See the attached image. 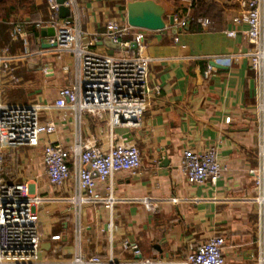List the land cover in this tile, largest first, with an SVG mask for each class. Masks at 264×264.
Wrapping results in <instances>:
<instances>
[{
    "label": "crops",
    "instance_id": "0c3cea01",
    "mask_svg": "<svg viewBox=\"0 0 264 264\" xmlns=\"http://www.w3.org/2000/svg\"><path fill=\"white\" fill-rule=\"evenodd\" d=\"M133 1L143 0H77L79 25L88 33L86 40L92 42L93 33L102 34L110 19L126 23L127 4ZM152 1L162 7L166 21L161 30L146 29L144 37L145 53L155 58L149 66V82L159 86L160 94L151 96L139 127L113 129L115 140L125 137L139 150L141 166L135 174L117 172L109 181L97 184L100 196L108 195L107 187L112 189L116 199L112 209L95 203L82 205V251L127 259L131 252L123 249L122 243L128 240L144 257H174L186 254L190 245L218 235L223 238V264H254L258 215L255 188L247 173L257 164L256 81L246 55L252 45L240 32L235 37L225 33L233 28L231 18L238 12V0H207L214 7L206 27L191 22L194 0ZM34 3L36 8L20 18L26 45L18 40L14 42L20 43V51L10 52L7 47L10 57H15L14 73L20 83L2 80L3 87L22 89L27 96L8 100L1 93V99L51 106L42 112L41 120L54 121L56 129L42 135L38 146L6 147L4 177L26 183L32 194L44 198L35 207L41 232L40 259L60 262L68 260L75 247L76 207L70 200L74 180L51 186L41 150L48 142L60 143L65 149L73 142V114L52 106L58 88L72 81L73 59L67 53L57 59L54 49L43 47L49 36L41 37L44 27L36 24L48 20L50 13L46 0ZM18 13L12 15L10 26L18 23ZM170 16L189 22L179 27L169 22ZM91 48L119 52L105 36ZM37 50H44L43 54L36 55ZM230 55V63L213 62V71L205 74L211 57ZM45 66L52 69L50 74L43 72ZM81 133L84 138L93 137L98 147L106 150L110 143L107 113L100 117L84 114ZM210 146L217 147L226 167L222 177L215 183H187L179 167L183 150L201 152ZM53 235L59 239L52 240Z\"/></svg>",
    "mask_w": 264,
    "mask_h": 264
},
{
    "label": "built area",
    "instance_id": "2783aa9c",
    "mask_svg": "<svg viewBox=\"0 0 264 264\" xmlns=\"http://www.w3.org/2000/svg\"><path fill=\"white\" fill-rule=\"evenodd\" d=\"M46 3L49 19L38 22L36 27H52L54 36L49 37L47 43L54 49L56 58L60 59L63 53H67L73 59L72 81L58 88L52 106L71 111L75 134L68 149L60 143H45L41 150V162L51 186L59 187L69 178L74 180V194L70 200L76 207L75 247L66 261H42L40 222L35 207L44 198L32 194L26 183L9 181L4 177L6 147L38 146L42 135L51 134L56 129L54 121L41 120L42 112L51 106L40 102L2 101V80L6 79L14 85L20 83V78L14 73L15 57L7 53L0 55V264H223V238L218 235L190 245L186 254L174 257H144L139 247L128 240L122 243L123 249L131 252V257L127 259L116 258L112 253L103 257L86 255L82 251V205L95 203L112 209L116 200L112 189L107 187L108 195L100 196L96 193L97 184L109 181L117 172L135 174L141 166L139 150L127 143L125 137L115 140L113 129L139 127L151 96L160 94V88L158 85L151 86L149 82V66L155 58L145 53L146 29L110 19L106 21L102 34L93 33L92 42L87 41L88 33L79 25L77 0H64L61 4L69 9V16L64 18L59 17L60 4L57 0H46ZM173 22L184 27L189 21L173 16ZM231 22L233 28L226 30V35L235 37L240 32L252 45L246 55L256 81L257 164L247 173L255 188L253 200L258 215L253 261L254 264H264V0H238V12ZM209 24V19L201 21L204 27ZM101 36L118 45L119 52L112 54L91 48ZM9 37L26 45L22 23L11 25ZM7 50L6 47L3 52ZM43 51L37 50L35 54L42 55ZM231 59V55L211 57L205 74L213 71V62L228 64ZM43 72L50 74L52 69L45 66ZM103 113H107L110 127V143L106 150H101L93 137L84 138L81 133L84 114L100 117ZM225 121L228 123L230 117H226ZM179 167L189 184L215 183L226 168L220 161L216 146L201 152L184 149ZM172 200L176 201L175 198ZM51 239L57 240L59 235H53Z\"/></svg>",
    "mask_w": 264,
    "mask_h": 264
},
{
    "label": "water",
    "instance_id": "95a60500",
    "mask_svg": "<svg viewBox=\"0 0 264 264\" xmlns=\"http://www.w3.org/2000/svg\"><path fill=\"white\" fill-rule=\"evenodd\" d=\"M60 4L59 17L64 18L69 16V9L61 5L64 0H57ZM163 9L160 5L152 0L133 1L127 4V23L134 27H139L147 30H161L166 27V21L163 16ZM169 22L173 23V17L170 16ZM41 37L54 36V29L46 27L40 29ZM55 44H53L54 46ZM46 44L43 47H50ZM110 46L119 49L118 45L110 42ZM135 45L133 44V47Z\"/></svg>",
    "mask_w": 264,
    "mask_h": 264
},
{
    "label": "trees",
    "instance_id": "16d2710c",
    "mask_svg": "<svg viewBox=\"0 0 264 264\" xmlns=\"http://www.w3.org/2000/svg\"><path fill=\"white\" fill-rule=\"evenodd\" d=\"M191 10V22L200 25L203 19L211 16L214 5L207 0H194ZM34 0H0V44L7 43L9 35L7 34L8 22L14 13L25 10L31 13L34 10ZM45 8L41 7V10ZM36 34V31H33ZM20 46V43H19ZM12 49L10 45H7Z\"/></svg>",
    "mask_w": 264,
    "mask_h": 264
},
{
    "label": "rangeland",
    "instance_id": "374dc122",
    "mask_svg": "<svg viewBox=\"0 0 264 264\" xmlns=\"http://www.w3.org/2000/svg\"><path fill=\"white\" fill-rule=\"evenodd\" d=\"M43 4V2H42ZM41 4V5H42ZM191 8V7H190ZM24 14H27L25 10H22V11H19L18 15L16 16V21L17 22H20V18L24 15ZM10 25L8 23V29H10ZM8 29H7V34L9 35V32H8ZM7 45H10L12 47V49H9L10 52H14L15 50L17 51H20L22 47H19V43L18 42H14L10 39V37H8V41L7 43H2L0 44V55H4V54H7L9 52V50H7L5 53L3 52V49L7 47ZM116 53V52H114ZM113 54V53H112ZM31 90L28 91L31 92ZM22 92V93H21ZM25 91L22 90V89H15V88H9L8 86H4L3 89H2V98L4 99H8V100H12L11 98L14 96L16 98H18L21 94L25 97L27 95H25ZM19 151L21 152H26V149L24 148H19Z\"/></svg>",
    "mask_w": 264,
    "mask_h": 264
}]
</instances>
